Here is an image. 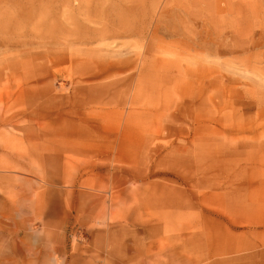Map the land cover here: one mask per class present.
<instances>
[{
  "label": "rangeland",
  "instance_id": "rangeland-1",
  "mask_svg": "<svg viewBox=\"0 0 264 264\" xmlns=\"http://www.w3.org/2000/svg\"><path fill=\"white\" fill-rule=\"evenodd\" d=\"M12 106L0 264H264V0H0Z\"/></svg>",
  "mask_w": 264,
  "mask_h": 264
},
{
  "label": "bare ground",
  "instance_id": "bare-ground-1",
  "mask_svg": "<svg viewBox=\"0 0 264 264\" xmlns=\"http://www.w3.org/2000/svg\"><path fill=\"white\" fill-rule=\"evenodd\" d=\"M18 111L16 109L15 106H12L10 107L9 109L8 108H5V109H1L0 110V178H9L7 177L6 175V170L9 171V170H12V169H16L15 166H13L11 163H8V158L11 157L12 158V151L13 150H16L15 147H12L13 146V143L12 141H10L9 143H7V141H5L4 143L1 142L2 140V135L3 133L6 131L7 127H14V123L16 122V119L18 118ZM11 139L12 140H15L16 137L11 135ZM5 173V174H3ZM62 179L59 180V184H64L63 182H61ZM55 183V182H54ZM54 183L52 181H46L44 182L43 181V186H40L37 190H33L32 191V194L34 197H37L39 196V189L42 188L44 190H47L48 188H45V186H53ZM49 191V189L47 190ZM92 198H95V199H99L101 196L96 193V192H90L89 193Z\"/></svg>",
  "mask_w": 264,
  "mask_h": 264
}]
</instances>
